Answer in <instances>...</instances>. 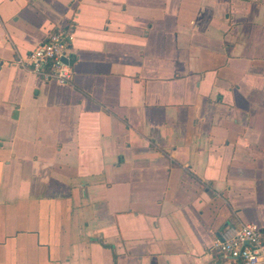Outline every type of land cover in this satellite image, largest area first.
Here are the masks:
<instances>
[{"label":"crops","instance_id":"1","mask_svg":"<svg viewBox=\"0 0 264 264\" xmlns=\"http://www.w3.org/2000/svg\"><path fill=\"white\" fill-rule=\"evenodd\" d=\"M58 30L68 84L18 64ZM264 229V0H0V264H215Z\"/></svg>","mask_w":264,"mask_h":264},{"label":"built area","instance_id":"2","mask_svg":"<svg viewBox=\"0 0 264 264\" xmlns=\"http://www.w3.org/2000/svg\"><path fill=\"white\" fill-rule=\"evenodd\" d=\"M69 48V34L58 30L18 64L43 81L68 84L73 79L67 61ZM214 248L224 259L215 264H264V229L255 223L229 226L217 238Z\"/></svg>","mask_w":264,"mask_h":264}]
</instances>
